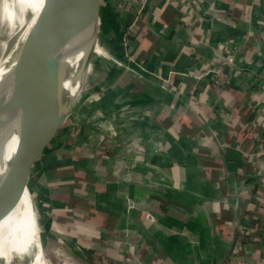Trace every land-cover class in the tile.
Listing matches in <instances>:
<instances>
[{"label": "crops", "instance_id": "0c3cea01", "mask_svg": "<svg viewBox=\"0 0 264 264\" xmlns=\"http://www.w3.org/2000/svg\"><path fill=\"white\" fill-rule=\"evenodd\" d=\"M144 29L153 45L137 62ZM234 46L224 88L194 75ZM108 101L61 191L37 183L53 227L56 212L81 217L51 230L90 264H264V0H136Z\"/></svg>", "mask_w": 264, "mask_h": 264}, {"label": "water", "instance_id": "95a60500", "mask_svg": "<svg viewBox=\"0 0 264 264\" xmlns=\"http://www.w3.org/2000/svg\"><path fill=\"white\" fill-rule=\"evenodd\" d=\"M135 2L81 0L75 46L68 51L71 56L77 53L80 56L74 71H71L72 64L69 67L67 61H62L63 69L56 77L61 54L55 59L47 56L62 45V35L56 34L44 40L30 70L23 72L38 37L50 34V17L59 15L55 8L57 3L61 10L70 5L69 0H42L39 14L17 52L19 62L23 63L17 72H23L24 77L14 80L12 98L24 101L26 107L17 129L13 154L5 169L0 170V222L17 206L19 200L15 197L28 190L39 228L38 237L41 235L54 200L47 193H38L37 183L44 187L48 182L58 183L50 190L59 193L66 181L60 177L59 170L70 169L76 164L75 158L83 157L95 142L125 57ZM71 73L76 82L73 92L64 85ZM45 158L54 163L39 173V162ZM47 171L52 173L49 178ZM27 260V253H23L11 256L8 262L0 259V264H23Z\"/></svg>", "mask_w": 264, "mask_h": 264}, {"label": "bare ground", "instance_id": "6f19581e", "mask_svg": "<svg viewBox=\"0 0 264 264\" xmlns=\"http://www.w3.org/2000/svg\"><path fill=\"white\" fill-rule=\"evenodd\" d=\"M10 4L15 6V0H9ZM21 1V0H20ZM38 10L30 15L26 21L24 28L20 32L16 43L7 52L0 57V170L3 171L7 166L8 160L16 146L17 129L21 123L22 113L26 105L24 101L12 98L14 80L24 77L23 72L30 70L36 51L44 43V40L51 37L53 34L62 35V45L58 50H52L47 56L55 59L61 54V60L55 76L60 73L63 67L62 61L66 58L70 47H74L75 43V28L78 23V7L81 0H69V8H62L57 3L56 13L59 15L50 17V34L49 36H39L28 55V62L25 70L18 73L17 70L22 65L19 62L17 52L25 36L30 31L42 4L40 0ZM0 19L7 20L10 25L14 22V9H8V0H0ZM16 7V6H15ZM62 11V12H61ZM13 28V27H12ZM11 32L13 30H10ZM71 52V51H70ZM76 57V55H73ZM77 58V57H76ZM78 59V58H77ZM19 63V64H18ZM62 64V65H61ZM22 68V66H21ZM75 89V88H74ZM19 202L17 206L0 222V259L8 262V259L16 253V242L19 240L22 244L25 253L28 255V261L31 264H44L38 258V245L36 242V231L34 227L35 212L30 201L27 190L23 194L15 197ZM23 254V253H22Z\"/></svg>", "mask_w": 264, "mask_h": 264}, {"label": "rangeland", "instance_id": "374dc122", "mask_svg": "<svg viewBox=\"0 0 264 264\" xmlns=\"http://www.w3.org/2000/svg\"><path fill=\"white\" fill-rule=\"evenodd\" d=\"M1 3V2H0ZM41 1L40 0H15V6L13 3L10 4L8 0V9H14V24L10 25V22L7 20L0 19V57L7 52V49L14 46L17 41V38L24 28L26 21L30 18V15L35 13ZM13 27V28H12ZM10 30H13L12 32ZM163 79V78H162ZM164 80V79H163ZM167 81V79H165ZM66 81L65 84L66 85ZM73 90L69 92H73ZM110 136L113 138L115 135L112 133ZM106 139V137H104ZM104 141V140H103ZM114 143L116 142L115 138H113ZM28 191V190H27ZM29 197L30 201L33 205L32 197L30 192ZM133 205H130L132 208ZM50 219L44 225V229L41 230V235L38 237L39 228L36 225V218L34 220V227L36 231V242L38 245V258L40 261H43L44 264H90L89 260L85 257V254L81 252H77L75 249H70V244L67 238L59 235L55 231L51 230L53 224ZM67 241H66V240ZM70 247V248H69ZM128 251H134L132 247L128 249ZM16 253L17 255H21L25 253L24 248L20 241L16 242ZM131 254V253H130ZM23 264H31L27 260L26 263Z\"/></svg>", "mask_w": 264, "mask_h": 264}, {"label": "built area", "instance_id": "2783aa9c", "mask_svg": "<svg viewBox=\"0 0 264 264\" xmlns=\"http://www.w3.org/2000/svg\"><path fill=\"white\" fill-rule=\"evenodd\" d=\"M136 11L137 15L143 14L142 8L136 9ZM238 49V47L234 46L230 51H228L223 59L215 58L213 61L205 64L203 63L201 68L195 71L194 75L197 76V78L207 77V80H209L212 87L224 88L229 84L230 79L234 74L235 70L232 65L234 53L237 52ZM131 246L135 251L134 245ZM134 251H130V253L133 254Z\"/></svg>", "mask_w": 264, "mask_h": 264}, {"label": "trees", "instance_id": "16d2710c", "mask_svg": "<svg viewBox=\"0 0 264 264\" xmlns=\"http://www.w3.org/2000/svg\"><path fill=\"white\" fill-rule=\"evenodd\" d=\"M135 34V33H134ZM151 34L147 29L140 31L137 35V39L139 40V49L135 50L130 56L137 62H142L148 53L150 52L153 43L149 38H151ZM152 39V38H151ZM143 40H147V46H140ZM81 217L76 213L71 212H56L54 214V228L59 231H63L64 228L69 227L72 225V222H80ZM86 245V243H84Z\"/></svg>", "mask_w": 264, "mask_h": 264}]
</instances>
